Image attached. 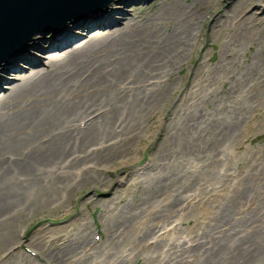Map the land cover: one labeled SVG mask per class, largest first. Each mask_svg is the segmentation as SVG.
<instances>
[{
	"label": "bare ground",
	"instance_id": "bare-ground-1",
	"mask_svg": "<svg viewBox=\"0 0 264 264\" xmlns=\"http://www.w3.org/2000/svg\"><path fill=\"white\" fill-rule=\"evenodd\" d=\"M119 1L124 6L119 19L105 10L73 21L60 35H67L62 40L52 36L29 40L0 67V91L7 89L0 97V250L5 253L0 264H37L13 253L29 248L27 243L38 264H128L138 258L142 264H191L204 253L216 255L220 264H245L244 256L242 260L224 254L221 238L229 237L233 244L240 241V236H228L229 231L212 235L210 231L209 239L201 241L203 234L195 233L186 252L165 254L166 259L157 248L168 234L156 236L155 231L186 212L200 188L191 175L193 164L209 172L223 145L234 141L247 123L264 87L258 79V69L264 72V48H258L264 11H253L259 0H197L186 5L164 0L153 14L134 13L128 6L133 0ZM137 1L145 2L144 9L153 8L152 0ZM120 23L107 34L94 33L96 26L112 28ZM201 26L206 28L204 41L207 35L226 33L219 62L204 79L205 85H226L236 94L230 103L207 98L206 105L216 104L208 112L199 110L198 102H188L195 87L191 82L183 96H172L177 85L172 76L195 48ZM80 29L85 38L73 45ZM43 33L47 34L38 33L33 39ZM254 44L252 64L243 69L238 59L250 54ZM62 46L68 50L52 54ZM176 102L175 111L169 109ZM169 110L167 123L156 119ZM152 136L160 140L159 147L152 148L140 173H131L136 145ZM181 163L188 168L184 174L176 168ZM250 167L258 175V164ZM259 167L264 181V164ZM119 182H124L123 188ZM256 183L258 203V178ZM132 188L140 191L137 199ZM79 189L99 191L96 199L85 195L83 206L96 201L105 209L112 206L107 214L104 209L107 220L101 243L91 241L85 228L75 231L76 223L20 235L21 227L37 213L69 214L65 198ZM127 195L131 201L123 202ZM115 200L123 205L117 208ZM77 218L75 222H81L80 213ZM69 229L73 238L60 236ZM243 233L244 244L235 245L254 251L250 258L258 263V249L264 251V220L257 215ZM203 242L208 249L198 250ZM187 250L196 252V259L190 260Z\"/></svg>",
	"mask_w": 264,
	"mask_h": 264
},
{
	"label": "rangeland",
	"instance_id": "rangeland-1",
	"mask_svg": "<svg viewBox=\"0 0 264 264\" xmlns=\"http://www.w3.org/2000/svg\"><path fill=\"white\" fill-rule=\"evenodd\" d=\"M192 1L197 0H181V3L186 5ZM161 2H164V0H152V9H144L145 5L143 4H145V2L143 3L142 1L137 0H133L128 4V6H131L130 8L134 10V13L153 14L157 11ZM110 5L113 7L111 8ZM253 6V11L258 9V13L263 12L264 0H259L258 4L256 3ZM109 8L111 9L109 10ZM123 8L124 6L120 4L119 0H111L107 5L106 11H110V15H113L112 17L117 20L119 19L118 13H121ZM115 15L117 17H115ZM67 26L69 28L71 25L66 23V27ZM120 26L121 23L112 28L106 25L96 26L94 28L96 29L94 33L107 34L112 29H117ZM205 29L206 28L203 26L198 28L197 44L195 48L192 49L186 60H184V66L181 68V71L172 76L173 80H175L177 84L175 91L172 92V96H183L188 87L186 83L191 82V86L195 85V87L191 89L192 95L189 96L188 102H190V104H192L193 101L198 102L200 107L199 110H202V112H208L215 108L216 104L214 105L213 102L206 105L207 98L215 97L216 100L230 103L232 101L234 102V97L236 95L232 90L229 91V88L226 85L221 86L220 84H213V87L211 88L205 85L206 82L204 79H206V77L211 73V70H213L219 62V50L221 45L225 42L226 37V33L222 32L216 35H207L206 40L204 41L203 35L205 33ZM80 30L77 33L80 37L76 38L75 41H72L73 45L81 44V41L85 38V31ZM38 33L42 32L33 34L30 41H40L43 37L49 38L51 36L49 33H43L36 37V39H33V37L39 35ZM66 36L67 35L64 34L63 36L55 39L62 40ZM259 36L264 38V31L261 30L258 37ZM263 38L258 39V48L261 46L264 48ZM256 46L257 45L254 44L251 53L246 55L245 58L243 56L239 57V65H242L240 67L243 69L249 68L247 64H252L250 62L253 61L252 54L255 51ZM45 47L46 45L44 48ZM64 48V46L54 48L52 54L55 56L62 55L68 50L67 48ZM2 64L3 63H0V67ZM1 78H3L2 74H0V79ZM258 79L264 84V72H260L259 69ZM198 83L199 86H197ZM6 91L7 89L1 90L0 97L5 94ZM174 106L177 107V102L171 105L169 109L173 111ZM185 107V105H180V108ZM171 110H169V112L165 111L163 116H156V119L162 121L164 124L167 123L169 117H171ZM79 125L81 127L84 126L83 122H79ZM161 130H163L162 126L160 128V131ZM150 131L152 135L155 133L153 129ZM159 143L160 140L152 136V138L146 137L138 144V146L136 145V148L138 147V155L132 164V168L130 170L131 173L136 171L140 173L142 171L141 168L146 165L149 155L152 152V148H158ZM253 162L258 164V175L256 171H253V168L251 169L250 167V164ZM262 164H264V87L260 89V92L257 94V100H255V103L252 104V107L249 110L247 123L245 126H241L234 141H230V143L223 145L218 155V162H215L213 167H208L209 172L204 173L203 170L206 167H201L199 163L193 164L191 168V175L200 185V188L195 191V194H193L194 198L187 206L188 209H186V212H180L178 215L172 216L170 221L165 223L160 228H157L155 231L156 236L168 234V237L163 242H160L159 248H157L160 249L159 253H162L161 255H163V259L168 258L165 254L172 255L173 252L175 255L180 254L181 256L189 243L188 241L190 237L195 235V233L199 235L201 233L203 234L201 235V241L209 239V236L206 234H209L210 231V235L218 231H223L224 233L225 231H229L230 233H227L228 236H240L239 242L244 244V241L246 240L245 236L250 232H245L246 235H244V233L241 235V233L247 224L253 222L257 215L258 219L261 221L264 220V218H262V213H264V181H262V175L259 174L261 172L259 170V166H262ZM176 168L181 174H184L186 169H188L187 165L183 163ZM143 177L145 176H141V178ZM257 178L258 203L255 200L257 195L255 190V187H257ZM123 184L124 182H119L120 188H123ZM97 192L99 191L97 190L95 193L92 189H89L88 191L84 189L77 190L70 195V197L65 198V210L69 211V214L63 215L62 212H58L60 210H45L43 213H37L21 227L19 232L20 235L24 232L25 236H30L38 230H54L70 223H76L77 226L75 225V231L76 228L78 230L85 228L86 231L90 233L89 237L91 241H94L96 244L101 243L104 238L102 228L106 222V214L111 211L112 206L105 209L98 201L87 204L86 206H83L82 204L85 195L91 196L92 199H96ZM131 192H134V199H137L140 195V191L134 188L131 189ZM126 194L127 193L122 196ZM124 201H131L130 197L127 195L123 202ZM123 202L115 200L114 205L117 208H120L123 205ZM104 209L106 210V214H103ZM78 213L81 214V222H75V220L78 219ZM70 229L67 230L66 235L63 233L60 236H66L69 239L73 238L72 235L74 234V231H71ZM251 237L254 239V235ZM223 238H221V243H223L222 246L226 250L224 254L231 256L236 255V258L244 256L245 260L243 258L241 259L245 261V264H264L263 250L258 249V263H256V259L250 258L253 257L254 251L248 253L247 251H244L245 245L237 246L235 244H239L238 241H234L233 244L231 238ZM22 242H24V240ZM203 243L204 245H202L201 248L199 247L198 250L207 248V245H205L206 242ZM245 244L248 245L247 243ZM258 244H260L259 236ZM26 245L29 248H17V251H14L13 253H22L27 258L35 260L37 264L40 263L36 259L37 256L32 251L33 247H31L28 243ZM15 248L16 247L11 250H14ZM195 249L197 250V248ZM186 254L187 256H190V260L196 259V256H198L195 255L196 252H190L189 250H187ZM4 255L5 253H2L0 250V263L4 261L1 260V257ZM128 264H142V260L141 258H138L136 260H132ZM191 264H220V262L216 255H213L212 253H204L199 257V259L197 258L195 261L192 260Z\"/></svg>",
	"mask_w": 264,
	"mask_h": 264
},
{
	"label": "water",
	"instance_id": "water-1",
	"mask_svg": "<svg viewBox=\"0 0 264 264\" xmlns=\"http://www.w3.org/2000/svg\"><path fill=\"white\" fill-rule=\"evenodd\" d=\"M111 0H0V63L37 32L59 37L66 23L102 14Z\"/></svg>",
	"mask_w": 264,
	"mask_h": 264
}]
</instances>
